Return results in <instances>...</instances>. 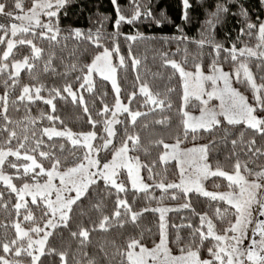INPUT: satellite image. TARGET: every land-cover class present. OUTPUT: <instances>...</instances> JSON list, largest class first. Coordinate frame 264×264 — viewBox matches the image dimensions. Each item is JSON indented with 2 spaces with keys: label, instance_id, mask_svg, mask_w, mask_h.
<instances>
[{
  "label": "snow or ice",
  "instance_id": "snow-or-ice-1",
  "mask_svg": "<svg viewBox=\"0 0 264 264\" xmlns=\"http://www.w3.org/2000/svg\"><path fill=\"white\" fill-rule=\"evenodd\" d=\"M110 5L0 0V264H264V0Z\"/></svg>",
  "mask_w": 264,
  "mask_h": 264
},
{
  "label": "trees",
  "instance_id": "trees-1",
  "mask_svg": "<svg viewBox=\"0 0 264 264\" xmlns=\"http://www.w3.org/2000/svg\"><path fill=\"white\" fill-rule=\"evenodd\" d=\"M81 2L84 5H87L86 10L84 11L83 15H80L79 17H73L74 21H78L79 26H87V16H88V10L91 9V11L96 10V5H99L101 8V11H107L111 12V5L110 0H81ZM122 4H126L127 0H121ZM193 5H196V0H192ZM244 3L252 10V15L255 17L256 14H258L257 9V3L258 0H244ZM160 8L164 9L166 11V14L172 18L176 23H181L180 20V7H179V0H159ZM193 17V22L191 25H185V30L189 33V35H197V29L200 27V22L204 19L203 11H193L191 13ZM127 31V27L124 29ZM143 30L146 32L152 33L154 32L157 35L160 34H172L175 32L174 27L172 24H166L162 29L153 27H145ZM219 35L222 36V33ZM149 63L151 64L152 55L151 52H149Z\"/></svg>",
  "mask_w": 264,
  "mask_h": 264
}]
</instances>
